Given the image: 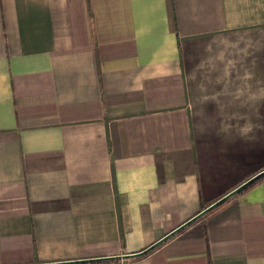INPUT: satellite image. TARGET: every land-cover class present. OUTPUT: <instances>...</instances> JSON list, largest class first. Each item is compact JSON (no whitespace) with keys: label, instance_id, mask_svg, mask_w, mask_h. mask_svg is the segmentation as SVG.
<instances>
[{"label":"crops","instance_id":"0c3cea01","mask_svg":"<svg viewBox=\"0 0 264 264\" xmlns=\"http://www.w3.org/2000/svg\"><path fill=\"white\" fill-rule=\"evenodd\" d=\"M263 172L264 0H0V264H264Z\"/></svg>","mask_w":264,"mask_h":264},{"label":"water","instance_id":"95a60500","mask_svg":"<svg viewBox=\"0 0 264 264\" xmlns=\"http://www.w3.org/2000/svg\"><path fill=\"white\" fill-rule=\"evenodd\" d=\"M264 175V172L258 175H255L254 177H252L251 179H249L247 182H245L244 184H242L241 186H239L238 188H236L230 195L226 196L225 198H223L222 200L216 202L213 206H211L210 208H208L204 213L208 212L209 210H211L214 207H217L219 204H221L222 202L226 201L227 198H229L230 196L237 194L240 190H242L243 188H245L249 183H251L252 181H254L255 179H257L258 177ZM199 217V216H198ZM196 218H193L191 221H193ZM189 225V224H186ZM130 257H135V256H130Z\"/></svg>","mask_w":264,"mask_h":264},{"label":"trees","instance_id":"16d2710c","mask_svg":"<svg viewBox=\"0 0 264 264\" xmlns=\"http://www.w3.org/2000/svg\"><path fill=\"white\" fill-rule=\"evenodd\" d=\"M264 179V175L258 177L257 179H255L254 181H252L251 183H249L245 188H243L242 190H240L237 194H242L246 191H248L249 189L253 188L254 186H256L257 184H259L262 180ZM228 200L222 202L221 204H219L218 206L223 205L224 203H226Z\"/></svg>","mask_w":264,"mask_h":264}]
</instances>
